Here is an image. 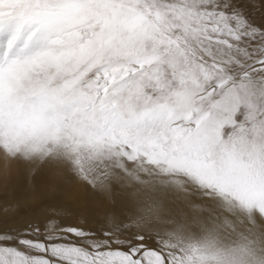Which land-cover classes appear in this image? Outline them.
Instances as JSON below:
<instances>
[{
  "label": "snow or ice",
  "instance_id": "1",
  "mask_svg": "<svg viewBox=\"0 0 264 264\" xmlns=\"http://www.w3.org/2000/svg\"><path fill=\"white\" fill-rule=\"evenodd\" d=\"M0 155L104 209L0 264H264V0H0Z\"/></svg>",
  "mask_w": 264,
  "mask_h": 264
},
{
  "label": "bare ground",
  "instance_id": "2",
  "mask_svg": "<svg viewBox=\"0 0 264 264\" xmlns=\"http://www.w3.org/2000/svg\"><path fill=\"white\" fill-rule=\"evenodd\" d=\"M37 174L34 177L28 176L15 162L5 166L3 156L0 155V220L4 218L3 206L12 202L18 208L14 213L10 212L9 216H14L16 221L43 223L53 206H61L66 218H58L54 223L79 225L93 230L100 226L103 205L75 177L48 169ZM45 184L48 193L44 194L42 189ZM43 194L46 199L40 200Z\"/></svg>",
  "mask_w": 264,
  "mask_h": 264
},
{
  "label": "rangeland",
  "instance_id": "3",
  "mask_svg": "<svg viewBox=\"0 0 264 264\" xmlns=\"http://www.w3.org/2000/svg\"><path fill=\"white\" fill-rule=\"evenodd\" d=\"M50 171H51V170H50ZM37 175H39V174H37ZM71 180H74V179L71 178ZM46 185H47V184H45V185L43 186V189H42V192L44 191V194H45V193H48V192H47V189H46ZM44 194L41 196L40 200H42L43 198L46 199V197H45Z\"/></svg>",
  "mask_w": 264,
  "mask_h": 264
}]
</instances>
